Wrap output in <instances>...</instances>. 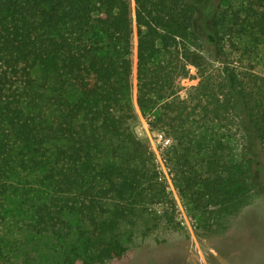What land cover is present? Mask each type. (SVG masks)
I'll list each match as a JSON object with an SVG mask.
<instances>
[{"label": "trees", "instance_id": "obj_1", "mask_svg": "<svg viewBox=\"0 0 264 264\" xmlns=\"http://www.w3.org/2000/svg\"><path fill=\"white\" fill-rule=\"evenodd\" d=\"M134 27L136 104L177 140L179 196L213 228L264 187L252 154L264 149V75L251 60L264 0H0V223L20 194L27 230L66 239L77 228L84 253L63 264L121 258L125 244L99 239L104 203L157 176L133 130ZM190 65L198 81L181 95Z\"/></svg>", "mask_w": 264, "mask_h": 264}, {"label": "rangeland", "instance_id": "obj_2", "mask_svg": "<svg viewBox=\"0 0 264 264\" xmlns=\"http://www.w3.org/2000/svg\"><path fill=\"white\" fill-rule=\"evenodd\" d=\"M136 38L134 27L132 101L138 118L133 130L153 151L157 176L143 179L137 188L139 193L126 202L109 199L104 203L105 211L100 218L104 231L99 239L116 237L127 247L121 258L104 264H264V187L262 190L257 187L250 202L237 215L226 217V226L213 228L205 219L201 222L199 213L177 193L172 171V152L177 140L172 133L151 130L136 104ZM204 56L210 68L212 63L217 65L205 51ZM251 60L256 71L264 75V42L256 46ZM189 68V76L180 83L181 95L198 81L195 68L191 65ZM240 150L234 148L235 160L240 159ZM254 151L252 154L262 171L264 149ZM257 181L263 182L264 175L260 173ZM35 199L31 195L28 204ZM26 203L20 194H12L4 201L0 264H63L67 257L76 259L83 255L85 247L77 228L66 239L27 230L24 223L30 209ZM68 217L74 226H82L74 214Z\"/></svg>", "mask_w": 264, "mask_h": 264}]
</instances>
